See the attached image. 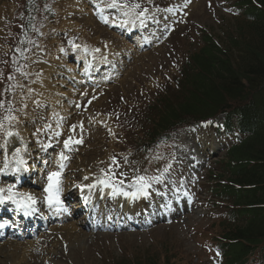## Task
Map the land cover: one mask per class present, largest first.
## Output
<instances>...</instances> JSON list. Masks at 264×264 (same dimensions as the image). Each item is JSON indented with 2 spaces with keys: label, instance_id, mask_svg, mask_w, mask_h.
Returning <instances> with one entry per match:
<instances>
[{
  "label": "rangeland",
  "instance_id": "1",
  "mask_svg": "<svg viewBox=\"0 0 264 264\" xmlns=\"http://www.w3.org/2000/svg\"><path fill=\"white\" fill-rule=\"evenodd\" d=\"M129 1L133 2L116 0L117 6L111 7L112 0H51V12L40 15L35 33L24 42L18 9L24 0H0V8L4 6L0 15V144L5 143L7 134H18L20 130L34 133L36 129L48 127L50 105L59 104L53 96L57 92H51V88H61L62 111L68 110L70 114L65 126L73 134L67 140L68 147L53 151L44 160L43 189L35 192L40 204H46L47 177L57 171L53 170L55 159L59 160L63 153L67 159L61 160L60 165L70 163L68 167L73 166L76 181L87 165L97 162V170L103 172L100 177L106 181L105 190L110 194L125 189L147 193L145 186L124 182L130 170L132 173L147 171L148 178L159 173L154 182L166 180L174 192L182 195L185 185L190 183L188 190L195 199L192 211L153 228L103 233L67 222L57 224L50 219L39 236L40 240L50 243L40 255L43 262L36 259V264H114L121 258L133 260L148 254H158L160 260L165 255L171 264H219L215 240L220 234V215L224 210L211 209L204 179H192L194 170L187 164L197 162L198 154L186 138L191 131L176 133L166 147L158 150L151 145L146 152L141 147L145 131L152 130L161 116V100L177 97L178 72L201 45L200 34L224 35L231 28L234 16L224 0H144L143 10L125 5ZM111 9H117L118 13ZM162 9H170L172 15L164 19L159 15ZM152 11L159 13L151 16ZM111 18L128 19L150 34L161 35L148 49L134 46L109 27ZM38 34L42 37L38 38ZM95 44L99 46L90 48ZM85 57H90L89 65L97 76L112 66H118L120 72L104 85L91 88L86 83L78 85L81 88L76 90V80L84 73L78 68L82 69ZM199 136L205 145L213 144ZM115 143L118 149L113 147ZM181 148L186 167H179L174 175L169 174L171 170L163 172L169 169ZM3 150L0 147V152ZM211 161L197 167L201 169ZM172 196L177 198L173 192ZM70 226L80 229L81 237L67 239L62 229ZM26 242L29 239L19 243ZM0 260L4 257L0 256ZM251 262L262 264L258 259Z\"/></svg>",
  "mask_w": 264,
  "mask_h": 264
},
{
  "label": "trees",
  "instance_id": "2",
  "mask_svg": "<svg viewBox=\"0 0 264 264\" xmlns=\"http://www.w3.org/2000/svg\"><path fill=\"white\" fill-rule=\"evenodd\" d=\"M231 2V28L218 37L201 36L198 50L182 67L178 99L164 106L148 139L225 116L224 129L235 135L236 143L209 175L214 184L209 205L226 216L215 249L223 264L264 263V0ZM36 5L35 0L27 5L29 24ZM114 264L171 263L165 255L160 260L158 254H148Z\"/></svg>",
  "mask_w": 264,
  "mask_h": 264
},
{
  "label": "bare ground",
  "instance_id": "3",
  "mask_svg": "<svg viewBox=\"0 0 264 264\" xmlns=\"http://www.w3.org/2000/svg\"><path fill=\"white\" fill-rule=\"evenodd\" d=\"M4 8L1 7L0 8V15H2V9ZM156 34V32H154V35ZM85 61L89 60L88 57H85L84 58ZM80 81V79L77 80V83ZM95 82L97 81L98 83H102V79L98 78L96 80H94ZM81 82H85V80H81ZM61 83V82H59ZM57 83V84H59ZM78 90V89H77ZM57 92V93H53V96H54V100H57L59 102V104H56V105H53L51 109H53V111H58L59 107L61 106V97H60V93L62 92V89L61 88H51V92ZM48 99H50L49 96H47ZM73 101V99H71ZM52 101V100H50ZM41 102V101H40ZM53 102V101H52ZM71 105V103H70ZM67 111V110H66ZM68 112V111H67ZM57 115V114H56ZM61 115H64L67 117L68 113H61ZM55 116V115H54ZM58 116V115H57ZM234 127H237V126H234ZM114 148L118 149V146H117V143L115 144H112ZM96 155V154H95ZM98 166V163L95 162L93 164H90V165H87L86 166V169H84V172H85V177H87V179H84L83 181V177H79L78 181L79 182H82L83 181V185H84V188H88V187H96L99 182H100V179L97 175V171H95L96 167ZM78 168L77 166H75V169ZM73 172L70 173V177L69 178H72L74 176ZM68 178V179H69ZM102 188V184H100L96 189H98L99 191L101 190ZM28 191V190H27ZM98 191V192H99ZM29 192V191H28ZM32 196L34 195V193H30ZM115 199H117L116 201H119L118 198L114 197ZM121 201V200H120ZM127 204V203H126ZM105 212L106 210L103 209ZM117 221H121L124 222V220L122 218H115ZM127 222L129 219H126ZM110 221V220H109ZM133 222V221H131ZM119 223V222H117ZM78 226H81L80 224L77 223ZM76 225V226H77ZM62 232L67 235V239H73V238H78V237H81L80 235H82L80 233V229H78L77 227L75 226H70V227H66L64 229H62ZM72 236V237H70ZM7 246H4V245H0V256L4 257V260H0V264H36V257L33 255V251H32V248H27L25 246H21V245H16V244H13V243H8L6 244ZM55 245V243H54ZM38 261V259H37Z\"/></svg>",
  "mask_w": 264,
  "mask_h": 264
},
{
  "label": "snow or ice",
  "instance_id": "4",
  "mask_svg": "<svg viewBox=\"0 0 264 264\" xmlns=\"http://www.w3.org/2000/svg\"><path fill=\"white\" fill-rule=\"evenodd\" d=\"M111 7H116V0H112V3L110 5ZM134 7H139V5H135ZM73 47H78L76 45H73ZM86 50V49H85ZM98 51V50H97ZM78 143H82V141H77ZM69 141L65 142V147H68ZM19 154L17 153V156ZM61 159H67V157L64 156L63 153L60 154ZM19 163H23V160H19ZM7 165H5V168ZM61 169L64 167L63 164L60 165ZM4 171V169H0V172ZM60 177L61 173L59 171L56 172H50L48 174L47 180L48 184L45 187L44 191L48 193V195L45 197V200L51 207L52 205H57L60 206L62 205V201L60 199ZM87 179V177H85ZM145 180V177H138L137 178V183L143 182ZM101 183H106V181H101ZM147 187V185H144ZM5 191L8 192V195H2ZM117 191H120L119 189ZM125 195H128L127 193H124ZM17 197H20V199H17ZM6 200H11L13 203H16L19 207H28L36 203V199L34 196H32L29 193H17L13 190V186H9L7 189L5 188H0V203L6 201Z\"/></svg>",
  "mask_w": 264,
  "mask_h": 264
}]
</instances>
